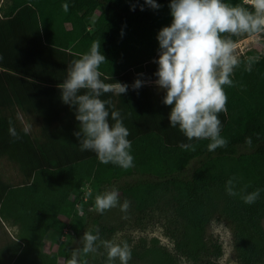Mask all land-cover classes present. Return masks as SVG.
Returning <instances> with one entry per match:
<instances>
[{
	"label": "trees",
	"instance_id": "obj_1",
	"mask_svg": "<svg viewBox=\"0 0 264 264\" xmlns=\"http://www.w3.org/2000/svg\"><path fill=\"white\" fill-rule=\"evenodd\" d=\"M231 2L249 6L248 0ZM157 3L159 9L145 5L143 11V0H9L0 5V158L21 173L18 184L0 175V221L19 226L17 237L0 247V264H66L86 230L111 239L122 211L115 207L98 213L95 196L112 186L119 189L121 202H130L129 212L159 211L175 250L193 264L207 250L203 232L215 209L232 224L240 264H264V192L246 204L224 190L233 176L238 190L264 188V54L239 55L234 86H224L227 111L218 116L226 145L209 151V140H193L194 150H182L179 144L189 141L169 127L170 106L162 103L163 92L154 84L155 37L171 22L169 0ZM130 5H136L134 10ZM231 38L235 42L238 35ZM99 41L106 57L102 79L129 85L120 96L101 97L110 100V112H121L129 129L134 157L129 169L101 164L94 152L81 151L73 135L79 124L74 108L60 100L59 86L71 62ZM249 57L257 59L246 71ZM137 78L145 83L133 89ZM10 123L18 139L10 136ZM84 183L89 189L83 191ZM49 232L57 241L51 251L42 246ZM214 247L218 256L220 246ZM97 250L100 259L82 254L81 260L104 264L106 249L97 242ZM135 260L146 258L132 251L129 262Z\"/></svg>",
	"mask_w": 264,
	"mask_h": 264
},
{
	"label": "clouds",
	"instance_id": "obj_2",
	"mask_svg": "<svg viewBox=\"0 0 264 264\" xmlns=\"http://www.w3.org/2000/svg\"><path fill=\"white\" fill-rule=\"evenodd\" d=\"M145 5L153 10L161 7L157 0H143L141 11ZM248 5L233 4L231 0H169L171 22L161 27L155 37L158 54L153 61L157 65L154 84L163 92L162 103L170 106L169 127L178 128L189 141L179 144L182 150H194L193 140H209V151L227 143L221 135L218 114L227 111L224 86H234V70L242 63L231 36L264 33V0H248ZM62 7L67 12L69 5L65 2ZM135 7L130 5V10ZM256 59L249 57L244 62L246 71L252 70ZM105 61L100 41L93 42L68 67L67 77L59 86L60 100L74 108L79 124L73 135L78 138L79 149L94 152L101 164L129 169L134 166L129 129L119 110L109 111L110 100L101 99L105 93L120 96L129 85L105 82L100 71ZM144 83L137 78L131 87L139 89ZM28 130L23 129L25 133ZM8 132L19 138L11 123ZM237 183V177H229L224 190L228 196L240 195L246 204L255 203L264 192L261 187L251 192L238 190ZM129 206L127 199L120 201L115 186L95 196V208L101 214L115 207L126 213ZM97 242L106 249L104 264H129L132 259V247L126 239H101L98 230L90 229L83 233L80 246L70 252L66 264H86L80 257L94 253Z\"/></svg>",
	"mask_w": 264,
	"mask_h": 264
},
{
	"label": "rangeland",
	"instance_id": "obj_3",
	"mask_svg": "<svg viewBox=\"0 0 264 264\" xmlns=\"http://www.w3.org/2000/svg\"><path fill=\"white\" fill-rule=\"evenodd\" d=\"M9 0H0V5L4 6ZM98 12V11H97ZM235 43V51L239 55H246L247 52L264 54V33L258 34H239ZM21 123L25 124L23 117L20 118ZM33 122V120H31ZM36 129V123L33 124ZM0 175L1 177L13 184H18L21 181V173L17 167L10 163L6 158H0ZM87 184L82 185V190H86ZM89 189V188H88ZM220 202V201H219ZM89 209V208H88ZM76 217L81 216V212L74 213ZM81 219V218H80ZM83 219V218H82ZM117 229L112 234L111 239H126L132 247V251L145 256L146 260H135L133 264H193L185 257L179 255L175 250L174 244L169 236H167L164 223L166 222L161 217L159 211L154 210L146 214H139L135 211L126 213L122 212L116 217ZM108 221L104 218L101 222ZM261 226L264 230V218L261 219ZM18 224H14L11 220L0 221V247L12 240L18 235ZM64 231H68L64 229ZM65 234L62 231L60 239H64ZM55 235L50 232L43 240V249L47 251L54 250L57 246ZM203 240L207 250L201 253L199 264L211 260L218 264H240L238 251L235 246L234 231L232 224L227 220L218 209L213 211L205 225L203 232ZM220 246V253L215 255L216 248L214 245ZM100 250L94 253L86 254L85 257L97 260L100 259ZM167 254V255H166ZM118 264V261H117ZM129 264H132L129 262Z\"/></svg>",
	"mask_w": 264,
	"mask_h": 264
}]
</instances>
